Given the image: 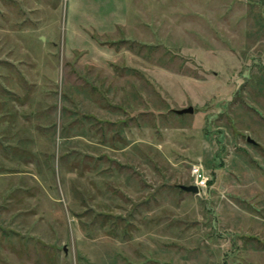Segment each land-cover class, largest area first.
Instances as JSON below:
<instances>
[{
    "label": "rangeland",
    "instance_id": "rangeland-1",
    "mask_svg": "<svg viewBox=\"0 0 264 264\" xmlns=\"http://www.w3.org/2000/svg\"><path fill=\"white\" fill-rule=\"evenodd\" d=\"M0 264H264V0H0Z\"/></svg>",
    "mask_w": 264,
    "mask_h": 264
},
{
    "label": "water",
    "instance_id": "water-1",
    "mask_svg": "<svg viewBox=\"0 0 264 264\" xmlns=\"http://www.w3.org/2000/svg\"><path fill=\"white\" fill-rule=\"evenodd\" d=\"M195 113V109L193 107H190V108H187V109H183V110H180V111H176V114L180 115V116H183V115H192ZM249 143H252V144H256L254 140L252 139H249L248 140ZM179 189H181L182 191L184 192H187V193H192V194H199L200 193V190L198 187L196 186H179Z\"/></svg>",
    "mask_w": 264,
    "mask_h": 264
},
{
    "label": "built area",
    "instance_id": "built-area-1",
    "mask_svg": "<svg viewBox=\"0 0 264 264\" xmlns=\"http://www.w3.org/2000/svg\"><path fill=\"white\" fill-rule=\"evenodd\" d=\"M193 175L195 178V186L198 187L199 190L207 189L209 180L205 177L199 167L194 168Z\"/></svg>",
    "mask_w": 264,
    "mask_h": 264
}]
</instances>
